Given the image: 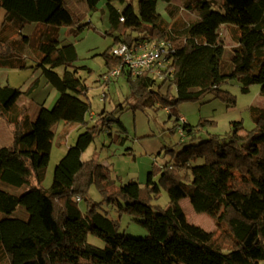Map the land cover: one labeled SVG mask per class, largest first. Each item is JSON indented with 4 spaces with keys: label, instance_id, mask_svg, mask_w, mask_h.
Segmentation results:
<instances>
[{
    "label": "trees",
    "instance_id": "obj_1",
    "mask_svg": "<svg viewBox=\"0 0 264 264\" xmlns=\"http://www.w3.org/2000/svg\"><path fill=\"white\" fill-rule=\"evenodd\" d=\"M173 1L84 0L88 11L107 16L104 36L113 40L102 54L106 73L120 65L111 54L120 42L165 41L173 46V75L167 82L156 83L147 74L134 80L122 74L134 90L133 107L171 108L209 97L232 108L235 97L221 90L232 80L240 84L243 94L250 86L260 85L264 96V0H183L184 9L196 13V19L170 22L156 7L158 2L170 5ZM0 10L5 12L0 26V69L37 70L58 95L51 109L39 105L32 119L18 101L31 96L39 79L23 92L0 87V117L13 127L11 144L0 148V264L264 261V108L255 112L251 130L242 133V124L233 122L228 133L207 134L199 142L200 132L215 124H181L189 144L178 153L167 151L172 163L153 166L144 185L135 181L118 185L109 167L81 158L96 136L105 132L112 136L111 124H116L117 136L109 145L123 146L128 139L114 112L102 111L90 124L88 87L78 76L80 70H90L77 65L74 44L60 38V29L67 28L76 40L89 23L82 24L63 0H0ZM33 24L34 33L23 36V29ZM222 27L231 31L235 42L227 51L226 65L219 35ZM165 84L166 93H161ZM60 123L83 132L56 165L52 185L45 190L41 184ZM92 185L102 197L99 204L86 198ZM160 189L169 198L167 209L151 206ZM78 198L88 203L84 217ZM184 199H189L195 212L212 218L217 228L224 226V231L206 232L189 224L181 207ZM104 204L117 215L131 217L148 237L119 235L118 221L98 211ZM89 236L102 246L91 244Z\"/></svg>",
    "mask_w": 264,
    "mask_h": 264
},
{
    "label": "rangeland",
    "instance_id": "obj_2",
    "mask_svg": "<svg viewBox=\"0 0 264 264\" xmlns=\"http://www.w3.org/2000/svg\"><path fill=\"white\" fill-rule=\"evenodd\" d=\"M63 1L66 7L79 17L82 24L89 23V27L84 28L82 38L77 41L75 48L79 56L77 65L90 70V72L80 70L78 76L84 80L88 87L87 100L91 104L92 113L97 116L102 111L107 113L114 112L126 129L129 139L141 141L142 139H148V137L155 138L164 146L159 155L153 156L147 155L144 147L139 143L133 147V156L128 154L119 155L120 153L124 154L121 151L116 153L114 150L109 151L108 148L112 138L117 136L116 124H111L110 133L112 136L110 137L106 132L96 136L81 158L83 161L95 160L99 164L109 167L110 176L118 185L125 184L126 179L144 185L147 174L152 170L153 166L161 167L166 163L173 162L171 154L167 153L168 150L178 153L183 150L184 146L189 144V139L180 135L181 122H177V118H182L187 124L195 126L199 122H210L212 117L224 115L227 107L219 99L209 97L201 101L179 103L171 108L155 106L154 108L141 109L133 107L135 104L134 90L124 76L110 78L109 82H105L107 70L102 54L112 44L113 40L109 36H104V33L108 30L106 14L100 11H88L84 0ZM102 7L103 4L101 3L99 9ZM156 10L158 14L170 22H173L174 19L189 22L197 17L196 13L187 12L184 9L183 0H174L170 5L158 2ZM35 29L36 25H27L23 29L22 34L25 37L31 36ZM219 35L221 44L225 48L222 62L226 65L229 63L227 51L235 46V42L231 31L226 27L220 29ZM60 37L63 38V35H60ZM27 61L29 65H33L31 59ZM1 81L2 76H0V87L2 85ZM32 81H29L26 85L20 83L16 88L22 87L24 88L23 91H26ZM40 81L39 87L29 98H26L28 114L32 119L39 104L44 103L46 107L50 106L55 91L45 83L44 79L41 78ZM166 88L167 84L161 88V93H166ZM171 90V93H174V88ZM221 90L235 97L234 108L236 110L234 112L239 114V119L237 120L242 124V133L251 130L254 127L255 112L264 108V96L260 93V85L254 84L250 86L248 93L243 94L240 84L236 80H232L226 82L221 87ZM88 120H90L92 125L94 120L90 119L89 115ZM210 128L207 126L200 132L197 142L204 140L207 134H211ZM82 132L83 129L77 126L65 127L62 123L56 126L49 164L44 181L41 184L43 189L47 190L51 187L56 165L65 155L67 149L75 144L77 137ZM198 163H201V160ZM154 180L157 181L158 176ZM10 191L16 190L10 189ZM86 198L92 204H99L102 201V197L94 185L89 187ZM168 205L169 198L166 192L160 189V192L152 199L151 206L167 209ZM87 206L88 203L85 199L78 202L82 217L85 216ZM181 207L189 224L198 226L206 232H216L218 234L220 231H224L225 227L217 228L212 218L203 213L195 212L189 199L182 200ZM98 211L101 213L106 212L110 219L118 221L119 228L117 233L119 235L123 234L127 237L141 239L148 237L147 231L133 222L131 217L125 214L117 215L106 204L102 205ZM88 241L98 247L102 246V242L93 236H89ZM259 264H264V261L259 262Z\"/></svg>",
    "mask_w": 264,
    "mask_h": 264
},
{
    "label": "crops",
    "instance_id": "obj_3",
    "mask_svg": "<svg viewBox=\"0 0 264 264\" xmlns=\"http://www.w3.org/2000/svg\"><path fill=\"white\" fill-rule=\"evenodd\" d=\"M5 16V12L3 10H0V25L3 23ZM84 30V29H83ZM70 29L67 28H61L60 29V35H63V38L60 37L62 40L65 39L69 43H73L74 46L76 47L77 41L81 40L82 38V32L79 34L76 40L73 39L71 34H69ZM0 76H2V85L1 87L5 86H10L14 89H19L23 92L24 88H16L18 84H24L26 85L29 81H32V79L36 80L39 79V85H40V73L39 71L35 70H19V69H6L2 68L0 69ZM33 80V81H34ZM19 81V82H18ZM32 81V82H33ZM31 82V83H32ZM39 87V86H38ZM32 95V94H31ZM57 93L54 91L52 100H51V105H54L55 101L57 100ZM26 98L29 97H21L18 101V106L22 107L25 109V115L29 116L28 114V108H27V101ZM42 105L43 107L47 109H51L50 106L46 107L44 103L39 104ZM236 110L234 107L232 108H227L225 111V114L219 117H212L210 118V122H213L215 124V127L210 128V132L212 134H226L230 130V124L233 122H240L237 119H239V114L237 112H234ZM93 116H90V119L94 120L96 117L93 113H91ZM30 117V116H29ZM182 119V118H180ZM185 122V120H184ZM186 123V122H185ZM180 130V128H179ZM12 134H13V127L8 125L1 117H0V148L2 147H7L11 144L12 142ZM141 144L144 147V151L147 155L153 156V155H159L161 151L164 149V146L155 138H149L148 139H142L141 141H135L131 139H127L126 143L123 146H116V145H110L109 146V151L114 150L116 153L117 151L124 152V154H119V155H131L133 156L134 151L133 147L135 144ZM105 166V165H103ZM129 182V179H126L125 184Z\"/></svg>",
    "mask_w": 264,
    "mask_h": 264
},
{
    "label": "built area",
    "instance_id": "obj_4",
    "mask_svg": "<svg viewBox=\"0 0 264 264\" xmlns=\"http://www.w3.org/2000/svg\"><path fill=\"white\" fill-rule=\"evenodd\" d=\"M173 52V46L165 41L155 44L120 42L111 50V54L120 61V65L107 73L105 80L120 77L122 74L134 80L147 74L156 83L167 82L173 75L170 66ZM89 115L93 116L91 113ZM180 122L185 123L183 119H180ZM180 135L183 136L181 128ZM77 200L79 201V198Z\"/></svg>",
    "mask_w": 264,
    "mask_h": 264
}]
</instances>
